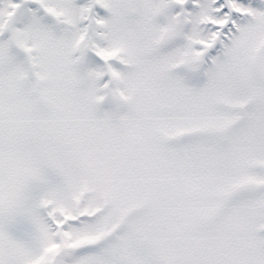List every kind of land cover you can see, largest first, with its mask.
I'll use <instances>...</instances> for the list:
<instances>
[{
	"label": "snow or ice",
	"instance_id": "1",
	"mask_svg": "<svg viewBox=\"0 0 264 264\" xmlns=\"http://www.w3.org/2000/svg\"><path fill=\"white\" fill-rule=\"evenodd\" d=\"M0 264H264V0H0Z\"/></svg>",
	"mask_w": 264,
	"mask_h": 264
}]
</instances>
